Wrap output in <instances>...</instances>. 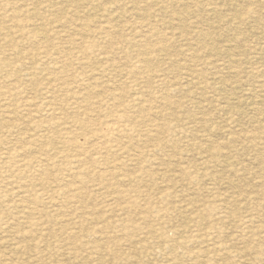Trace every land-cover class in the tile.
<instances>
[{
	"label": "rangeland",
	"instance_id": "1",
	"mask_svg": "<svg viewBox=\"0 0 264 264\" xmlns=\"http://www.w3.org/2000/svg\"><path fill=\"white\" fill-rule=\"evenodd\" d=\"M0 264H264V0H0Z\"/></svg>",
	"mask_w": 264,
	"mask_h": 264
},
{
	"label": "bare ground",
	"instance_id": "2",
	"mask_svg": "<svg viewBox=\"0 0 264 264\" xmlns=\"http://www.w3.org/2000/svg\"><path fill=\"white\" fill-rule=\"evenodd\" d=\"M132 1V0H131ZM170 1V0H169ZM160 3V2H159ZM125 4V3H124ZM131 4V3H130ZM154 4V3H153ZM185 4V3H184ZM48 6V5H47ZM151 6H153V5H151ZM118 8V7H117ZM142 8V7H141ZM86 9V8H85ZM134 9V8H133ZM3 10V9H2ZM87 10V9H86ZM111 10V9H110ZM139 10V9H138ZM160 10V9H159ZM116 11V10H115ZM128 11V10H127ZM157 11V10H156ZM67 12H68V10H67ZM181 12H182V10H181ZM180 12V13H181ZM51 13V12H50ZM183 13V12H182ZM181 13V14H182ZM72 14V13H71ZM78 14V13H77ZM81 14V13H80ZM168 14H170V13H168ZM91 15V14H90ZM131 16V15H130ZM167 17V16H166ZM114 19V18H113ZM119 19V18H118ZM139 19V18H138ZM67 20V19H66ZM241 20V19H240ZM237 21V20H236ZM157 22V21H156ZM159 22V21H158ZM96 23V22H95ZM98 23V22H97ZM108 23V22H107ZM160 23H161V21H160ZM98 24H100V23H98ZM102 24V23H101ZM64 25V24H63ZM171 25V24H170ZM59 26V25H58ZM77 26V25H76ZM93 26V25H92ZM102 26V25H101ZM100 26V27H101ZM174 26V25H173ZM71 27V26H70ZM89 27V26H88ZM117 27V26H116ZM156 27V26H155ZM169 27V26H168ZM241 27V26H240ZM76 28V27H75ZM91 28V27H90ZM127 28V27H126ZM150 28V27H149ZM189 28V27H188ZM104 29V28H103ZM115 29V28H114ZM111 30V29H110ZM109 30V31H110ZM105 31V30H104ZM69 32V31H68ZM80 32V31H79ZM88 32V31H87ZM99 32H101V30L99 31ZM131 32H132V30H131ZM95 33V32H94ZM162 33V32H161ZM15 34V33H14ZM69 34H71V33H69ZM81 34V33H80ZM91 34V33H90ZM104 34V33H103ZM102 34V35H103ZM136 34V33H135ZM83 35H85V34H83ZM161 35V34H160ZM48 36V35H47ZM82 36V35H81ZM93 36V35H92ZM91 36V37H92ZM109 36V35H108ZM189 36V35H188ZM195 36V35H194ZM198 36V35H197ZM66 37V36H65ZM94 37V36H93ZM114 37V36H113ZM136 37V36H135ZM201 37V36H200ZM42 39V38H41ZM85 39V38H84ZM84 39H83V41H84ZM90 39V38H89ZM102 39V38H101ZM111 39V38H110ZM114 40V39H113ZM112 40V41H113ZM135 40H137V39H135ZM201 40H202V38H201ZM88 41V40H87ZM109 41V40H108ZM156 41V40H155ZM184 41V40H183ZM121 42V41H120ZM123 42H125V41H123ZM131 42V41H130ZM168 42V41H167ZM91 43V42H90ZM89 43V44H90ZM105 43V42H104ZM110 43V42H109ZM118 43V42H117ZM116 44V43H115ZM136 44V43H135ZM143 44V43H142ZM142 44H140V46L142 45ZM156 44V43H155ZM164 44V43H163ZM166 44V43H165ZM9 45V44H8ZM95 45H97V44H94L93 42L89 45V47L90 48H93V47H95ZM101 45H102V42H101ZM107 45V44H106ZM112 45V44H111ZM114 45V44H113ZM109 46V45H108ZM136 46V45H135ZM144 46H145V44H144ZM172 46V45H171ZM184 46V45H183ZM87 47V46H86ZM149 47V46H148ZM101 48V47H100ZM167 48V47H166ZM169 48V47H168ZM227 48H229V47H227ZM251 48V47H250ZM102 49V48H101ZM229 49H231V48H229ZM133 50V49H132ZM140 50V49H139ZM145 50V49H144ZM165 50V49H164ZM170 50V49H169ZM70 51V50H69ZM158 51V50H157ZM166 51V50H165ZM101 52V51H100ZM109 52V51H108ZM132 52V51H131ZM136 52V51H135ZM142 52V51H141ZM128 53V52H127ZM134 53V52H133ZM105 54V53H104ZM118 54V53H117ZM168 55V54H167ZM160 56V55H159ZM173 56H175V55H173ZM185 56V55H184ZM115 57V56H114ZM107 58V57H106ZM116 58H118V57H116ZM156 58V57H155ZM141 59V58H140ZM193 59V58H192ZM83 60V59H82ZM131 60V59H130ZM173 60V59H172ZM129 61V60H128ZM118 62V61H117ZM134 62V61H133ZM172 62V61H171ZM187 62V61H186ZM122 63V62H121ZM174 63V62H173ZM109 64V63H108ZM115 64V63H114ZM125 64V63H124ZM123 64V65H124ZM134 64V63H133ZM172 64V63H171ZM254 64V63H253ZM104 65V64H103ZM116 65V64H115ZM142 65V64H141ZM144 65V64H143ZM251 65V64H250ZM100 66V65H99ZM126 66V65H125ZM155 66V65H154ZM153 66V67H154ZM234 66H236V65H234ZM121 67H123V66H121ZM127 67V66H126ZM129 67H131V66H129ZM135 67V66H134ZM140 67V66H139ZM206 67V66H205ZM231 67H232V64H231ZM95 68V67H94ZM112 68V67H111ZM138 68V67H137ZM142 68H143V66H142ZM182 68V67H181ZM226 68V67H225ZM228 68V67H227ZM233 68V67H232ZM232 68H230L229 69V71L232 69ZM256 68V67H255ZM259 68V67H258ZM55 69H57V68H55ZM105 69V68H104ZM122 69V68H121ZM156 69V68H155ZM252 69V68H251ZM115 70V69H114ZM118 70H120V69H118ZM149 70V69H148ZM212 70H213V68H212ZM245 70V69H244ZM57 71H59V69L57 70ZM104 71V70H103ZM117 71V70H116ZM123 71V70H122ZM126 71V70H125ZM154 71V70H153ZM160 71V70H159ZM242 71V70H241ZM109 72V71H108ZM131 72V71H130ZM134 72V71H133ZM136 72V71H135ZM146 72V71H145ZM248 72V71H247ZM104 73V72H103ZM141 73V72H140ZM235 73V72H234ZM250 73H251V71H250ZM68 74V73H67ZM114 74V73H113ZM131 74V73H130ZM137 74V73H136ZM139 74V73H138ZM107 75V74H106ZM116 75V74H115ZM125 75V74H124ZM133 75H134V73H133ZM141 75V74H140ZM142 75H143V73H142ZM263 75V74H262ZM93 76V75H92ZM112 76V75H111ZM144 76H145V74H144ZM148 76H149V73H148ZM147 76V77H148ZM151 76V75H150ZM192 76V75H191ZM101 77V76H100ZM103 77V76H102ZM125 77V76H124ZM135 77V76H134ZM161 77V76H160ZM185 77V76H184ZM250 77V76H249ZM65 78V77H64ZM254 78V77H253ZM99 79V78H98ZM153 79V78H152ZM197 79V78H196ZM239 79V78H238ZM134 80H136V78L134 79ZM143 80V79H142ZM145 80V79H144ZM200 80V79H199ZM105 81H106V79H105ZM152 81V80H151ZM77 82V81H76ZM135 82V81H134ZM134 82H133V84H134ZM153 82V81H152ZM165 82V81H164ZM222 82V81H221ZM142 83V82H141ZM263 83V82H262ZM54 84V83H53ZM126 84V83H125ZM129 84V83H128ZM136 85H137V83H135ZM261 84V83H260ZM123 85H124V83H123ZM132 85V84H131ZM149 85V84H148ZM198 85V84H197ZM223 85V84H222ZM59 86V85H58ZM238 86V85H237ZM245 86V85H244ZM79 87H81V86H79ZM103 87V86H102ZM122 87V86H121ZM104 88V87H103ZM120 88V87H119ZM125 88V87H124ZM97 89V88H96ZM73 90V89H72ZM79 90V89H78ZM88 90V89H87ZM111 91H112V89H110ZM137 90V89H136ZM135 90V91H136ZM188 90V89H187ZM106 91V90H105ZM108 91V90H107ZM134 91V90H133ZM139 91V90H138ZM95 92V91H94ZM137 92V91H136ZM253 92V91H252ZM101 93V92H100ZM99 93V94H100ZM98 94V95H99ZM103 94V93H102ZM122 94V93H121ZM130 94V93H129ZM118 95V94H117ZM102 96V95H101ZM244 96V95H243ZM249 96V95H248ZM98 97V96H97ZM106 97V96H105ZM113 97V96H112ZM115 97V96H114ZM117 97H120L119 95L117 96ZM124 97V96H123ZM99 98V97H98ZM116 98V97H115ZM88 99V98H87ZM86 99V100H87ZM260 99V98H259ZM84 100V99H83ZM101 100V99H100ZM142 100V99H141ZM75 102V101H74ZM96 102V101H95ZM98 102H100V101H98ZM141 102V101H140ZM25 103V102H24ZM91 103V102H90ZM93 103V102H92ZM116 103H117V101H116ZM230 102H228V104H229ZM112 104H114V103H112ZM121 104V103H120ZM119 104V105H120ZM227 104V105H228ZM233 104V103H232ZM97 105V104H96ZM81 106V105H80ZM116 106H118V105H116ZM234 106V105H233ZM78 107V106H77ZM84 107H86V106H84ZM87 107H89V106H87ZM134 107V106H133ZM150 107V106H149ZM90 109H91V107H89ZM93 108H95V107H93ZM97 108V107H96ZM137 108V107H136ZM88 109V108H87ZM114 109H115V107H114ZM132 109V108H131ZM112 110V109H111ZM118 110V109H117ZM229 110V109H228ZM91 111V110H90ZM146 111V110H145ZM97 112V111H96ZM230 112V111H229ZM8 113V112H7ZM89 113V112H88ZM92 113V112H91ZM231 113V112H230ZM4 115V114H3ZM174 115V114H173ZM58 116V115H57ZM104 116V115H103ZM137 117V116H136ZM84 118V117H83ZM94 118V117H93ZM84 120V119H83ZM132 121V120H131ZM232 121V120H231ZM48 124V123H47ZM76 124V123H75ZM201 124V123H200ZM206 124V123H205ZM90 125V124H89ZM112 125V124H111ZM261 125V124H260ZM113 126V125H112ZM111 126V127H112ZM144 126V125H143ZM209 126V125H208ZM87 127V126H86ZM92 127V126H91ZM95 127V126H94ZM68 128H70V126H68ZM141 128H143V127H141ZM140 128V129H141ZM261 129V128H260ZM80 130V129H79ZM72 132V131H71ZM261 132V131H260ZM109 133V132H108ZM86 135V134H85ZM112 135V134H111ZM105 137V136H104ZM106 137H107V135H106ZM128 137V136H127ZM154 137V136H153ZM71 140V139H70ZM259 142H260V140H259ZM146 143V142H145ZM155 143V142H154ZM8 168V167H7ZM40 168V167H39ZM18 171V170H17ZM16 171V172H17ZM10 177V176H9ZM95 180V179H94ZM100 181V180H99ZM101 184H102V182H101ZM37 190V189H36ZM70 191H72V190H70ZM18 195V194H17ZM35 212V211H34ZM33 213V212H32ZM34 215V214H33ZM27 216V215H26ZM31 217V216H30ZM27 222V221H26ZM25 236V235H24ZM26 238V237H25ZM20 240V239H19ZM28 249V248H27Z\"/></svg>",
	"mask_w": 264,
	"mask_h": 264
}]
</instances>
